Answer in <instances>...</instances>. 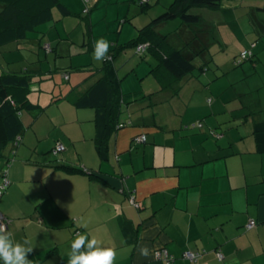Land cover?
<instances>
[{"label": "crops", "instance_id": "crops-1", "mask_svg": "<svg viewBox=\"0 0 264 264\" xmlns=\"http://www.w3.org/2000/svg\"><path fill=\"white\" fill-rule=\"evenodd\" d=\"M63 3L73 14L70 4ZM227 3L229 9L249 14L257 10L256 20L250 18L256 33L233 49V61L237 65L252 61L254 71L245 65L241 73L249 76L260 69L264 80V16L258 12L264 10L260 7L264 0ZM140 28L134 26L130 40L114 42L108 51L118 47L114 63L135 46L130 42ZM159 35L168 40L167 34ZM168 41L185 53L186 40ZM19 44H0V74L26 69L55 72L43 69L38 59L24 63L19 56L24 48ZM58 47L46 44L52 52H58ZM246 49L251 56L237 63ZM148 53L150 58L142 62L134 59L123 77L115 63L124 125L111 134L107 159L101 158L96 146L95 109L76 104L97 78L89 75L75 84V96L68 104H59L63 108L59 115L49 112L43 120L39 115L46 107L31 111L29 125L21 117L25 130L20 144L11 142L0 149V186L5 175L9 181L0 194V212L8 216L5 231L15 241H31L29 264H67L78 233H90L103 247L113 248L114 264H264V151H259L258 141L264 140V100L259 96L248 102L253 130L243 131L241 115L225 118L223 93L236 82L225 75V65H218L219 76L209 75L207 65L164 87L152 71L158 59ZM217 80L219 88L212 84ZM256 84L255 90L260 91L264 81ZM142 134L146 141H137ZM57 143L65 150L54 153ZM61 164L84 171L57 167ZM252 219L257 224L248 228ZM84 222L87 228L81 226ZM142 246L149 249L147 257L140 254ZM161 250L162 257L157 258L156 251ZM187 251L197 253V260L187 259Z\"/></svg>", "mask_w": 264, "mask_h": 264}, {"label": "rangeland", "instance_id": "rangeland-1", "mask_svg": "<svg viewBox=\"0 0 264 264\" xmlns=\"http://www.w3.org/2000/svg\"><path fill=\"white\" fill-rule=\"evenodd\" d=\"M130 1L81 0L79 3V0H63V2L70 4L68 7L72 9L73 14L63 17L61 9L55 7L53 9L54 18L41 24L38 33L33 34L32 32L29 36L30 38L38 36L39 39L19 41V45L24 48L19 54L24 63L38 59L37 63L42 65L43 69L54 68L55 71L48 73L51 76L48 79L32 84L31 99L34 103L47 108L39 115L40 119H48L47 114L49 112L55 116L59 115L60 111L63 110L59 104H68L67 101L70 102L71 97L75 96L76 91L73 87L90 74L89 66L99 67L104 63L105 58L102 61L93 59L96 40L106 39L110 44L109 49L114 47L115 41L130 40L135 25L138 27L145 26L161 15L174 0H160L159 2L157 0V3L156 0H151L152 5L145 11L141 9L139 4L141 0H136L134 3ZM227 1L229 0H222L218 8L191 7V13L201 16L199 22L190 24L183 22L180 18H173L160 23L157 30L161 35L167 34L168 40L175 43L186 40L188 44L187 48H184L185 53H189V51L194 53L197 65L207 61L209 75L219 76L222 67L219 68L218 65L221 63L223 66L225 65L223 68L228 70L225 75L231 82L236 81L235 84L231 85V88L229 87L223 93L227 111L225 118L229 119L241 115L242 130H248V133H251L254 115L250 112L251 108L248 102L259 96L264 100V85L260 91L255 90L256 82L260 84L264 80L260 69L259 72H254L252 75H243L241 72H243L245 65L250 66L248 71H254L253 62L246 60L241 65H237L236 61H233V49L242 43L241 40H247L251 34L256 33L250 18L251 16L253 19L256 18L257 10L249 14L248 10L243 12L242 9H229V2L227 3ZM97 3L98 5H96ZM260 7L264 8V5L260 4ZM85 9H88L89 13L85 12ZM135 9L136 14H134ZM258 12L264 16V10H258ZM257 23V31H259L261 23L259 20ZM40 40L43 41L40 42ZM223 40H226V42L224 41L225 44ZM46 44L58 45V52L57 50L52 52L50 48L47 49ZM180 47H183V44ZM150 56L148 52L141 55L137 51V46L128 48L115 61L119 76L123 77L132 68L134 59L142 62ZM195 70L199 71L198 68ZM70 74L72 75L71 80H69ZM248 83L252 84L254 92L250 91ZM212 84L219 88V80ZM37 110L41 111V109ZM248 113L249 116H246ZM21 117L24 124L29 125L33 120V113L23 110ZM247 144L249 145V142Z\"/></svg>", "mask_w": 264, "mask_h": 264}, {"label": "trees", "instance_id": "trees-1", "mask_svg": "<svg viewBox=\"0 0 264 264\" xmlns=\"http://www.w3.org/2000/svg\"><path fill=\"white\" fill-rule=\"evenodd\" d=\"M221 1L174 0L161 15L138 29L137 36L130 44L135 46L141 43L147 44L146 50L158 59L152 71L157 74L164 87L172 86L176 79L192 73L196 68L199 71L205 70L208 62L197 65L195 54L189 57L182 49L171 47L167 38L159 35L157 27L160 23L173 18H180L183 22L190 24L199 22L201 16L191 13V7L218 8ZM139 4L144 11L152 5L148 0H141ZM55 7L60 8L65 15L72 14L61 0H0V44L25 39L32 40L33 38L29 37L30 34L37 32L41 24L53 19V8ZM117 49L118 47L108 54L112 55L111 59L105 58L102 67L88 68L89 76H97V78L76 101L78 106L95 109L97 128L95 141L102 159L108 157L111 134L124 125V122L120 121L123 110L121 78L117 74L114 63ZM198 53L200 54L201 51ZM48 73L26 69L5 71L0 74V149L11 142L15 146L20 144L25 130L21 120L23 110L44 109L31 101L30 94L33 92L32 84L45 80V75ZM255 133L260 134L258 127ZM18 136L21 137L20 140H17ZM258 141L262 147H259V151H264L262 142L264 140L259 138ZM57 167H64L70 171H84L82 168L68 164L57 165Z\"/></svg>", "mask_w": 264, "mask_h": 264}, {"label": "clouds", "instance_id": "clouds-1", "mask_svg": "<svg viewBox=\"0 0 264 264\" xmlns=\"http://www.w3.org/2000/svg\"><path fill=\"white\" fill-rule=\"evenodd\" d=\"M110 44L106 39L94 42L93 59L102 61L108 53ZM82 227L87 228V222ZM67 264H114L116 251L113 248L103 247L101 242L90 233H78L72 240ZM83 249V250H82ZM33 246L29 239L17 242L11 234L5 231V226L0 224V264H29L28 253ZM140 254L149 255L147 246H142Z\"/></svg>", "mask_w": 264, "mask_h": 264}, {"label": "built area", "instance_id": "built-area-1", "mask_svg": "<svg viewBox=\"0 0 264 264\" xmlns=\"http://www.w3.org/2000/svg\"><path fill=\"white\" fill-rule=\"evenodd\" d=\"M85 12H88V9H85ZM147 49V44L146 43H141L137 46V51L138 52H145ZM252 52L250 49H246L244 50L242 53H241V56L237 59V63H240L242 62L243 60L249 58L251 56ZM105 58H108V59H111V56L110 55H106ZM198 126L202 125L200 122L197 124ZM21 137L18 136L17 137V140H20ZM137 141H146V135L145 134H142L140 136H138L136 138ZM65 150V146L62 144V143H57L55 148H54V153H58V152H61ZM9 181L8 179L6 178V175H5V181L4 183L0 186V194L3 193V191L6 189L7 185H8ZM130 201L135 204L137 207L139 206V203L136 201V199L134 198V196H131L130 198ZM7 221H8V216L6 214H4L3 212H0V224L4 225L5 226V229L7 227ZM257 224V222L255 220H250L249 223H248V227H253ZM166 253V252H165ZM162 254H163V251H156V257L157 258H161L162 257ZM167 255V254H166ZM185 257L187 259H189L190 261L194 262L197 260L198 258V254L197 253H194V252H191V251H187L185 252ZM219 257L222 258V254H219ZM170 257L168 258V261H169Z\"/></svg>", "mask_w": 264, "mask_h": 264}]
</instances>
